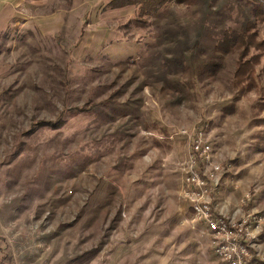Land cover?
<instances>
[{
    "label": "rangeland",
    "instance_id": "1",
    "mask_svg": "<svg viewBox=\"0 0 264 264\" xmlns=\"http://www.w3.org/2000/svg\"><path fill=\"white\" fill-rule=\"evenodd\" d=\"M113 1L0 0V264H224L185 198L197 131L213 213L264 264V19Z\"/></svg>",
    "mask_w": 264,
    "mask_h": 264
},
{
    "label": "built area",
    "instance_id": "2",
    "mask_svg": "<svg viewBox=\"0 0 264 264\" xmlns=\"http://www.w3.org/2000/svg\"><path fill=\"white\" fill-rule=\"evenodd\" d=\"M209 150L204 133L197 131L183 179L187 186L185 198L191 204L194 219L206 225L213 252L224 264H257L242 241L243 223L226 221L212 211L208 195L214 187L209 184L216 183V175L222 170V166L209 162ZM201 158L206 162L202 170L198 168Z\"/></svg>",
    "mask_w": 264,
    "mask_h": 264
},
{
    "label": "trees",
    "instance_id": "3",
    "mask_svg": "<svg viewBox=\"0 0 264 264\" xmlns=\"http://www.w3.org/2000/svg\"><path fill=\"white\" fill-rule=\"evenodd\" d=\"M117 1L118 0H114L113 1L114 4ZM119 1L122 2L123 0H119ZM127 1H130V0H127ZM169 1H174L176 3H185L188 0H132V3L134 2L136 4H140L141 8L144 9V14H147L150 11L152 12L154 7L158 8L159 6H162L164 3L169 2ZM121 2H119V3H121ZM252 2L255 5V8H254L255 18L258 19V21H263V19H264V0H252ZM119 5H121V4H119ZM254 33H252V35H249L251 33H249L247 31L244 35L242 34L240 36V38L236 41V43H234L233 46L238 47V45L244 43L243 44L244 50L242 51V54H245L249 47L250 48L251 47H254V48L261 47L262 46L261 43L259 44L256 40H254V35H255ZM250 36H251V38H250ZM248 40H249V42H248ZM244 41L247 43H245ZM257 57H258V55H255L253 57H249L248 59H245L244 61H242V60L240 61V66H238V69L235 72V75L237 76L238 82H242V81L247 82L246 84L248 86L249 85L254 86L256 84V82L254 80L255 65H253V63L258 62V60H256ZM261 72H262V74H264V63L261 67Z\"/></svg>",
    "mask_w": 264,
    "mask_h": 264
}]
</instances>
